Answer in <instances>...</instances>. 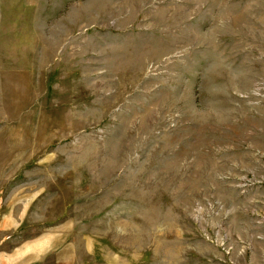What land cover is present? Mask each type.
<instances>
[{"label":"rangeland","instance_id":"obj_1","mask_svg":"<svg viewBox=\"0 0 264 264\" xmlns=\"http://www.w3.org/2000/svg\"><path fill=\"white\" fill-rule=\"evenodd\" d=\"M0 264H264V0H0Z\"/></svg>","mask_w":264,"mask_h":264}]
</instances>
